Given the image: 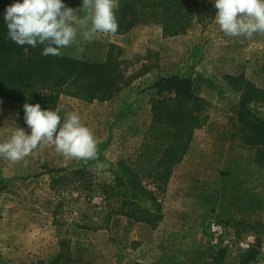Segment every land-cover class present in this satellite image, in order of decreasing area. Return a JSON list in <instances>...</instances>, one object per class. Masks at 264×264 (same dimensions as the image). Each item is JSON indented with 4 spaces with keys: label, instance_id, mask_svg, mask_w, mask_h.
I'll return each instance as SVG.
<instances>
[{
    "label": "rangeland",
    "instance_id": "obj_1",
    "mask_svg": "<svg viewBox=\"0 0 264 264\" xmlns=\"http://www.w3.org/2000/svg\"><path fill=\"white\" fill-rule=\"evenodd\" d=\"M122 1L117 0L115 12ZM209 1L215 8L214 0ZM64 3L81 8L68 0ZM214 19L205 26L195 23L177 37L165 35L159 24L150 22L125 35L97 33L89 42L78 38L62 49L64 56L102 63L115 45L122 53L119 60L125 84L108 102L89 104L68 97L59 102L62 122L66 113L75 111L91 130L97 143L96 159L64 157L50 146L38 147L19 162L0 157V264L49 261L58 255L62 241L69 243L75 264L136 262L140 242H129L123 231L128 226L118 223L112 228L115 220H130L116 217L108 230L79 229L104 226L106 208L101 192H80L75 184H62V175L51 171L86 168L100 183L111 181L110 171L123 161L144 175L157 164L169 139L157 138L163 130L152 120L156 96L149 88L160 78L173 75L193 81L194 92L210 104L209 120L194 132L182 162L162 188L165 190L148 186L162 204L163 220L155 229L130 221L140 227L132 229L135 235L130 236H148L141 227L153 230L145 251L153 260L160 250H167L178 260L195 255L190 264H204L211 249L221 248L227 250L228 264H239L254 249L257 258L248 264H264V230L256 235L247 226L264 222L259 166L253 162L254 149L231 140L230 121L237 116L242 93L236 83L239 76L264 89V33L250 38L227 36ZM17 110L16 104L0 100V142L10 138L16 126L30 134ZM252 110L264 119V104H254ZM144 184L148 185L147 178ZM213 225L224 227L225 234L217 238Z\"/></svg>",
    "mask_w": 264,
    "mask_h": 264
},
{
    "label": "trees",
    "instance_id": "obj_2",
    "mask_svg": "<svg viewBox=\"0 0 264 264\" xmlns=\"http://www.w3.org/2000/svg\"><path fill=\"white\" fill-rule=\"evenodd\" d=\"M13 2L0 0V100L16 104L20 118H24L25 103L40 104L42 109L55 110L63 97L92 104L111 101L119 94L125 78L119 60L122 53L118 47L111 45L106 61L96 63L62 54L43 56L42 45L35 48L19 46L8 39L3 19L6 7ZM68 2L81 6L82 0ZM215 12L209 0H123L116 12L119 27L115 34L125 35L138 25L154 22L161 26L165 35L182 36L195 23L202 26L211 23ZM236 83L242 88V93L237 116L230 119L233 128L231 140L254 149L253 162L259 166L258 178L261 179L258 189L264 197V119L252 110V105L264 104V89L246 80L244 75L239 76ZM149 89L156 96L151 107L152 120L163 130L157 138H169L154 167L140 175L139 171L122 161L110 171L111 181L100 183L96 175L86 168L51 171V174L62 175V184H75L80 192H101L106 208L104 226L96 230L78 226L81 230H108L116 217L145 224L152 229L163 220L162 204L148 186L153 185L159 192L165 190L162 188L170 181L174 168L182 162L194 132L207 124L210 104L194 92V83L190 78L177 75L162 77ZM145 178L148 185L144 184ZM247 226L256 235L264 230V222ZM175 236L180 234L176 233ZM226 257V249L219 248L216 252L211 249L209 261L204 264H224ZM256 258L257 253L252 249L241 257L239 264H248ZM76 262L71 256L69 243L62 241L56 257L38 264Z\"/></svg>",
    "mask_w": 264,
    "mask_h": 264
},
{
    "label": "clouds",
    "instance_id": "obj_3",
    "mask_svg": "<svg viewBox=\"0 0 264 264\" xmlns=\"http://www.w3.org/2000/svg\"><path fill=\"white\" fill-rule=\"evenodd\" d=\"M214 6V22L225 35L250 38L264 33V0H214ZM117 7V0H82L80 9L66 6L64 0H14L3 19L13 43L42 45L43 56H59L78 38L89 42L97 33H116ZM78 11L83 15L78 16ZM23 110L30 134L16 126L10 138L0 142V157L19 162L38 147L50 146L64 157L97 158L96 140L77 112L66 113L62 122L59 109L25 103Z\"/></svg>",
    "mask_w": 264,
    "mask_h": 264
},
{
    "label": "crops",
    "instance_id": "obj_4",
    "mask_svg": "<svg viewBox=\"0 0 264 264\" xmlns=\"http://www.w3.org/2000/svg\"><path fill=\"white\" fill-rule=\"evenodd\" d=\"M18 114V110L16 112V115ZM130 221H113V230L114 228H116V226L118 225V223L123 224V226H128L127 229H123L124 232H126V236H129V242L133 243V242H140V245L142 248H140V250H138V253H136L137 257L135 259L136 262H140L143 264H190L193 263V261H195V255H192V257H187V259L185 260H178L177 257L173 254V253H169L167 250H163L161 252V250L159 251V253H157V257L156 260L151 257H147L145 251L148 249V246L151 245V236L153 233V230H146L144 229L145 227H141V229H143V231H145L144 233H146L148 236H143V234H138L136 237H131L130 234L132 233V236H134V230L132 229H140V227H136V225H130L129 223ZM112 230V231H113ZM115 232V231H114ZM137 234V232H136ZM154 236V235H153ZM155 240H154V244H155ZM160 254V255H159ZM173 254V255H172ZM225 264H228V260H226Z\"/></svg>",
    "mask_w": 264,
    "mask_h": 264
},
{
    "label": "built area",
    "instance_id": "obj_5",
    "mask_svg": "<svg viewBox=\"0 0 264 264\" xmlns=\"http://www.w3.org/2000/svg\"><path fill=\"white\" fill-rule=\"evenodd\" d=\"M212 232L215 233L218 238L219 236H223L225 234V228L220 225H213Z\"/></svg>",
    "mask_w": 264,
    "mask_h": 264
}]
</instances>
